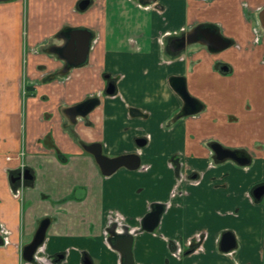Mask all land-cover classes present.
<instances>
[{
    "label": "crops",
    "instance_id": "crops-1",
    "mask_svg": "<svg viewBox=\"0 0 264 264\" xmlns=\"http://www.w3.org/2000/svg\"><path fill=\"white\" fill-rule=\"evenodd\" d=\"M81 1L0 3V223L11 232V244L0 246V264H21V247L44 218L50 224L43 257L53 261L42 264H83L84 255L92 264H119V254L106 243L110 213L126 214L128 218L119 214L118 224L137 231L155 203L163 204L164 212L152 233L134 234L136 264L164 259L167 264H255L241 259V251L249 248L254 250L251 259L262 264L264 213L251 189L263 180L253 169L264 164V0H87L80 10ZM199 24L216 26L231 45L217 53L202 43L169 49L174 39ZM65 29L94 35L80 67L74 57L69 55L67 64L51 50L64 45L59 34ZM66 65L74 67L65 73ZM171 78L184 79L188 94L200 104L198 113L181 114L183 101L170 86ZM23 80L30 94L22 91ZM110 80L115 81L113 96L104 93ZM143 80L154 84L153 92L158 84L160 88L157 97L148 91L138 104L135 92ZM90 97H98L99 105L74 123L68 120L64 110ZM158 98L167 105L156 123L149 107L154 111ZM127 123L135 125V133L156 124L170 137L158 142L140 134L145 148L135 142L133 147L105 144L107 131L120 132ZM92 143H100L110 158L137 154L140 168L103 176L83 149ZM211 143L244 151L253 164L244 167L243 175L222 179L233 178L229 189L238 187L234 197L224 199L225 206L220 189L210 190L221 181L208 167ZM162 145L165 150L151 155ZM56 153L66 160L61 162ZM182 159L205 164L207 171L183 170L177 180L187 191L176 195L173 164ZM23 169L33 180L22 183L20 199L12 193L11 178ZM163 181L168 187L158 192ZM23 194L32 203L26 209ZM216 199L219 205L212 213L207 208ZM206 217L220 220L201 222ZM234 223L252 239L243 242ZM225 232L236 240L231 256L219 250ZM198 233L202 238H196ZM194 237L197 249L186 254Z\"/></svg>",
    "mask_w": 264,
    "mask_h": 264
},
{
    "label": "water",
    "instance_id": "water-1",
    "mask_svg": "<svg viewBox=\"0 0 264 264\" xmlns=\"http://www.w3.org/2000/svg\"><path fill=\"white\" fill-rule=\"evenodd\" d=\"M7 1L9 0H0V3ZM88 4L89 1L87 0L81 1L79 9L84 10ZM59 36L63 40L64 45L62 47H53L51 50L60 53V56H62L67 64L70 63L67 59L69 55L77 60V66L80 67L86 64L90 45L94 37L93 33L86 29H65ZM194 43H202L212 53L221 52L231 45V41L222 37L216 26L211 24H199L190 29L184 36L174 39L170 43L169 49L172 52H177ZM69 50L72 52H69ZM73 67L74 66L66 65L63 70L67 73ZM170 86L183 101L182 115H194L200 111V104L188 94L183 78H171ZM115 92V83L111 81L104 93L107 96H113ZM99 103L98 97H90L74 106L66 108L64 113L68 120L74 123L77 118L86 117L99 105ZM135 144L137 147L141 148L145 146L146 141L144 138H137L135 139ZM83 149L94 158L101 174L106 177L112 175L120 168L133 171L140 167L141 161L137 154H125L110 158L103 154L100 143L84 145ZM211 149L216 156L217 162L231 160L241 167H246L251 162V157L244 151L226 149L217 143L212 144ZM27 174L28 170H25L23 178L25 180H30L32 177L27 176ZM16 180L17 178H11V183H15ZM251 194L256 201H260L261 197L264 195V185L255 188ZM164 208L165 206L163 204H152L150 212L142 218L140 228L137 231H133L125 226L118 227L117 224L107 227L105 231L107 234L106 243L111 250L119 254V264H136L133 257V236L137 232L143 231L152 233L160 222ZM49 224L50 220L48 218L42 219L38 224L32 240L23 247L21 254L24 261L27 263L33 262L34 253L44 243ZM235 248L236 240L234 235L231 232L223 233L219 242L220 252L224 254L229 253ZM83 264H92V261L87 255L83 257Z\"/></svg>",
    "mask_w": 264,
    "mask_h": 264
},
{
    "label": "rangeland",
    "instance_id": "rangeland-1",
    "mask_svg": "<svg viewBox=\"0 0 264 264\" xmlns=\"http://www.w3.org/2000/svg\"><path fill=\"white\" fill-rule=\"evenodd\" d=\"M10 1V0H9ZM138 89L137 91L135 92V94H138L140 96V98L138 99L137 103L138 104H141L143 103V100L141 99L142 95L147 93L148 91L151 92L152 95H154L153 93H156V97L158 95V90H159V84L157 85V89H156V92H153L154 91V84H150L148 85L147 83H145V81L143 80L141 83H138ZM22 86H23V92L25 93H28L30 94L29 92V85H27V83L23 80L22 81ZM161 98V97H160ZM160 98H158V100H156V109L153 111V109L151 107H149V111L150 113L153 112L154 113V116L152 117V122H156L158 120L161 119V117L163 116V113H162V110H164V107L167 105L165 102H163V100H161ZM159 106V107H158ZM160 108V109H159ZM181 110V109H180ZM180 111H178L175 115L172 116L173 119H175V117L178 116V114ZM135 126V125H134ZM133 126V127H134ZM155 128H147L146 125H144V127L146 128L145 130L143 131H136L137 133H135V131H132V126L130 123H127L124 127H122V129L120 130V132H117L116 131H107L106 132V139H105V144H109L110 146H112L113 144L115 143H120L122 146H125V142L127 145H130L131 147H133L135 144V139H137L140 134H143V133H146L150 136H152L153 140H156L159 142V141H164L165 139H169L170 135H166L165 132H163V130H158L157 128V125L155 124L154 125ZM139 132H142V133H139ZM137 134V135H136ZM146 146H144L143 148H145ZM162 149L161 150H155V149H152V152H151V155H155L159 152H161L162 150H165V147L164 145L161 146ZM142 148V149H143ZM176 152L173 151L172 155H174ZM213 161V159L209 158L207 159V161ZM188 159H182V161H177V162H174V171H175V174H176V177L174 176L173 177V185H172V190L176 193V195H178L179 192H183V190H186V186L182 185V184H179L178 182V177H179V174L181 175L183 173V170H187L188 168H195L197 171L199 172H205L207 171L205 169V164H202V165H196L195 164H192V163H188L187 162ZM208 161V162H209ZM207 162V164H208ZM251 167H253V164L250 166L248 165L247 168L251 169ZM244 167H241V166H238L237 164H235L233 161L231 160H225L223 162H219L217 164H214V167L212 168V172L219 175L220 177V183H218L217 186L215 187H211V191H213L212 193H214V191L216 190V188L220 189V194H221V198H220V204L224 205L225 206V201L224 199H226L227 197H229V195H231L230 198L234 197V192H236V189L238 188L237 185H232V187L229 189L228 187V184L234 182V180H232L233 178H228L227 180L225 181H222L223 178H226L228 177L227 174H242L244 173L243 171ZM254 172H259V179L260 180L261 178L264 179V164L263 165H258L256 169H253V173ZM174 173V172H173ZM184 175V173H183ZM256 182V181H255ZM227 185V187H224V185ZM165 185L168 187V184H166L165 181H163L161 183V185H158L157 187V191L159 192V190H163ZM170 186V185H169ZM35 191H39V188H36ZM48 200L50 201V196H47ZM179 197V196H176V198ZM23 203H24V208L26 209L28 206H30L32 203L30 201H27L26 197L24 196L23 194ZM171 200V199H170ZM174 201V202H173ZM176 201H179V200H171V202H173V204L176 202ZM22 203V204H23ZM259 205V208L262 207L260 209V211L262 210V212L264 213V197L263 199L257 203ZM219 205V202L217 201V199L213 202L212 206H209L207 208L211 210V212L213 213L214 212V209H216ZM207 207V206H206ZM53 208V207H52ZM111 214V218L110 220L112 221L114 218H117L119 216V214L122 216V217H125V218H128V216L125 214L123 215L122 212L120 211H113L110 213ZM177 215H178V212H177ZM130 218V217H129ZM128 221L126 222H129V223H132V220L131 219H127ZM204 220H206V223L210 224V222L213 221V224H216L217 222H219V218L218 217H206L204 219L201 220V222H203ZM197 221V220H196ZM212 224V225H213ZM233 227L236 228L238 234L241 236V240L243 242H247V241H250V239H252V235L251 234H248V233H244L242 228H240V226L238 224H233ZM147 233V232H146ZM147 234H150V233H147ZM106 237H107V234H106ZM92 239V238H91ZM28 241V238L26 239ZM31 240V239H30ZM242 258H246L248 257V260H251V261H254L255 264L257 263L256 260H252L251 257L254 255V250L250 251V248L247 250V249H243L242 251ZM253 252V253H252ZM263 255H264V252H263ZM101 262V261H100ZM161 264H167V260L164 259ZM264 264V262L262 263Z\"/></svg>",
    "mask_w": 264,
    "mask_h": 264
},
{
    "label": "flooded vegetation",
    "instance_id": "flooded-vegetation-1",
    "mask_svg": "<svg viewBox=\"0 0 264 264\" xmlns=\"http://www.w3.org/2000/svg\"><path fill=\"white\" fill-rule=\"evenodd\" d=\"M111 81H113V80H110V81H108V84L111 82ZM114 83H115V81H114ZM108 84H107V86H108ZM107 86H106V88H107ZM213 143H211L210 145H212ZM209 150H210V157H211V159H213V161L211 160L210 161V164H208L209 166V168L210 169H212L213 167H214V164H217V163H219V162H217L216 161V156H215V154L212 152V149H211V146H210V148H209ZM173 167H174V164H173ZM23 176H24V173H18L17 175H15V176H13L12 178H17V180L15 181V183H12V185L14 184H16V183H19V181L21 180V178H23ZM27 176H30V177H32L30 180H33V176L30 174V172L28 171V174H27ZM19 177V178H18ZM191 178V177H190ZM24 179V178H23ZM193 178H191V180H192ZM25 180V179H24ZM30 180H28V181H30ZM262 185H264V179L263 180H261L260 182H258V183H256L253 187H252V189H251V192L255 189V188H258V187H260V186H262ZM251 197H252V199L254 200V201H256L255 200V198L252 196V194H251ZM263 197H264V195L261 197V199H260V201L263 199ZM256 202H259V201H256ZM112 225H116V220L115 219H113L112 221L110 220V223H109V227H111ZM202 234H199L198 233V236L196 237V238H202ZM196 238L194 237L191 241H190V243H191V245H192V249H191V251L193 252L195 249H196V244H194L193 243V241H196ZM197 242V241H196ZM26 245V244H25ZM25 245H23L22 247H21V249H23V247L25 246ZM0 246H3V245H0ZM58 257H59V255H57ZM61 257H64V255H61ZM47 261L48 262H52L53 260L50 258V257H48V259H47ZM19 262L22 264V263H26V261H24V259H23V257H22V254L20 253V260H19Z\"/></svg>",
    "mask_w": 264,
    "mask_h": 264
},
{
    "label": "built area",
    "instance_id": "built-area-1",
    "mask_svg": "<svg viewBox=\"0 0 264 264\" xmlns=\"http://www.w3.org/2000/svg\"><path fill=\"white\" fill-rule=\"evenodd\" d=\"M22 181L20 183V186L15 188L14 190H12L13 195L15 196V198H19L21 197V193H22ZM10 231L2 224L0 223V239L2 241V245L3 246H8L11 244L10 242ZM180 250H177V253H179ZM228 256H231L232 253H228ZM44 256V249L43 247H40L36 253V255L34 256V260L37 264H42V263H46V259L43 257Z\"/></svg>",
    "mask_w": 264,
    "mask_h": 264
},
{
    "label": "trees",
    "instance_id": "trees-1",
    "mask_svg": "<svg viewBox=\"0 0 264 264\" xmlns=\"http://www.w3.org/2000/svg\"><path fill=\"white\" fill-rule=\"evenodd\" d=\"M56 155H57L58 159H59L61 162H64V161L66 160V158L63 157L62 155H60V153H56ZM29 182H31V181H29ZM13 186H14V184H13Z\"/></svg>",
    "mask_w": 264,
    "mask_h": 264
}]
</instances>
